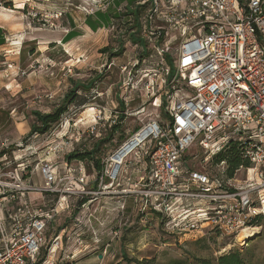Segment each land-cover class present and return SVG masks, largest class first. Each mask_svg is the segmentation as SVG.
Listing matches in <instances>:
<instances>
[{
  "label": "built area",
  "instance_id": "1",
  "mask_svg": "<svg viewBox=\"0 0 264 264\" xmlns=\"http://www.w3.org/2000/svg\"><path fill=\"white\" fill-rule=\"evenodd\" d=\"M139 6H146L138 19L143 42L134 45L144 57L160 59L152 71L140 68V60L123 70L129 69L127 89H138L144 107L155 111L106 157L98 179L109 181L106 188L123 187L119 194L133 200L144 220L154 211L178 232L209 227L237 235L264 214V0H142ZM172 33L179 36L175 55ZM233 140L242 142L251 165L226 190L220 177L184 164L195 144L207 164ZM5 159L0 156V264H36L53 220L76 207V199H86L81 205L87 207V197L97 193L84 161L13 166ZM30 193L43 202L36 206ZM61 239L57 234L53 247Z\"/></svg>",
  "mask_w": 264,
  "mask_h": 264
},
{
  "label": "rangeland",
  "instance_id": "2",
  "mask_svg": "<svg viewBox=\"0 0 264 264\" xmlns=\"http://www.w3.org/2000/svg\"><path fill=\"white\" fill-rule=\"evenodd\" d=\"M0 1L12 3L0 6V14L9 19L12 31L0 39V153L6 151L3 163H58L76 149H89L119 116H124L120 130L104 146V163L121 138L126 139L155 111L152 105L144 107L145 99L139 97L138 89L126 86L129 69L138 60L140 68L152 71V62L160 59L144 57L142 48L130 43L134 16L128 13L142 0ZM19 23L21 31L17 30ZM171 35L175 55L179 36ZM111 61L114 65L108 70ZM127 64L129 69L124 71ZM91 79H96L94 86L78 91L77 101L48 132H32L37 125L35 111H54L72 89V80L88 83ZM97 114L106 120L95 122ZM185 156L184 164L191 168L210 174L214 170L211 162L202 161L205 152L197 144ZM78 161L72 159L71 163L76 165ZM85 165L90 190L97 194L87 197L91 200L87 207L81 205L86 199H76V207L53 220L46 232L43 253L47 257L42 264H126L124 256L148 258L153 264H170L172 260L196 264L197 259H216L235 249L241 251L247 264H264V219L250 238L240 237V233L209 232V227L178 232L167 228L154 211L144 220L133 200L119 194L123 187L106 188L109 181L103 183L90 173L86 161ZM236 178L243 181L245 176L240 172ZM34 180L42 182L41 175ZM239 181L238 186L242 185ZM29 197L36 206L43 202L39 193H30ZM115 230H119V237L114 236ZM57 234L61 243L53 247Z\"/></svg>",
  "mask_w": 264,
  "mask_h": 264
},
{
  "label": "trees",
  "instance_id": "3",
  "mask_svg": "<svg viewBox=\"0 0 264 264\" xmlns=\"http://www.w3.org/2000/svg\"><path fill=\"white\" fill-rule=\"evenodd\" d=\"M4 3L5 4H3V2L0 1V6L1 5H4L5 7L12 6V3L10 1ZM145 8L146 6H139L136 7L135 9L131 8L130 9L131 12L128 13L134 16L133 26L131 28L132 29L135 28L137 32L133 34L131 33L129 36L130 41H132L133 43L143 42L140 40L139 37L138 19ZM130 23H132V21ZM121 51L122 49L118 50V52L120 53ZM168 60L171 63V59L169 58V56H168ZM72 81H73L72 89L64 96L63 102H61L60 105L57 106V108L54 111L50 113H41L39 111L34 112V117L37 121V125L36 124L33 125L32 132L34 133L48 132L53 127L54 124L60 121L62 115L67 111L68 106L74 104L77 101V98L79 96L78 91L80 90L89 91L94 86L96 79L94 80L91 79L88 83H86V81H81V80L78 81L72 80ZM121 104L123 105L124 103L122 102ZM123 117L124 116H119V120L117 121V123L112 124L108 132L104 136H102L101 138L97 137L99 139H97L89 149L86 150L83 149L84 151L76 149L66 158V160L71 161L72 159H77L79 161H84V162L86 161L90 173L94 174L98 179L104 167L102 161L104 146H106V144L109 141H111L114 133L120 130ZM123 140L125 139L121 138V142ZM243 149L244 147L242 142L233 140L228 143V145L225 147L224 150L219 152L212 159L211 167L214 169L212 170V175L216 177H220L223 180L221 189L226 190L227 186L225 185V183L230 179H234L242 167H249L251 165L250 161L243 158ZM5 153L6 151H1L0 156H2ZM222 162H225L224 169L218 170L219 168L218 165H220ZM263 219H264V215L260 214L258 216L251 218L248 221V223L250 226L253 227L261 226ZM46 257L47 254L46 252L43 253V249H42L36 264H42V262L46 260ZM124 259L126 261V264H153V261L148 258L138 259V258H129L127 256H124ZM170 264H185V263L184 261L181 260H172ZM196 264H247V262L242 257L241 251L235 249L230 251L229 253L217 257L216 259H211V258L197 259Z\"/></svg>",
  "mask_w": 264,
  "mask_h": 264
},
{
  "label": "bare ground",
  "instance_id": "4",
  "mask_svg": "<svg viewBox=\"0 0 264 264\" xmlns=\"http://www.w3.org/2000/svg\"><path fill=\"white\" fill-rule=\"evenodd\" d=\"M92 108L90 109V115L92 114ZM91 117V116H90ZM92 118V117H91ZM122 154H118L114 160H115V171H117L120 163L122 162ZM259 228L258 227H245L241 232H240V237H244V238H250L252 237V235H256V233L258 232ZM243 238V239H244ZM242 240V238H239Z\"/></svg>",
  "mask_w": 264,
  "mask_h": 264
},
{
  "label": "crops",
  "instance_id": "5",
  "mask_svg": "<svg viewBox=\"0 0 264 264\" xmlns=\"http://www.w3.org/2000/svg\"><path fill=\"white\" fill-rule=\"evenodd\" d=\"M8 20L9 19L7 17H2V12H1V14H0V22L2 24H0V39H2L3 36H5L6 34H9V35L12 34L11 27H10L11 24H9V21ZM20 26H22L21 23H19V25L17 27L18 28L17 29L18 31H21V27Z\"/></svg>",
  "mask_w": 264,
  "mask_h": 264
}]
</instances>
